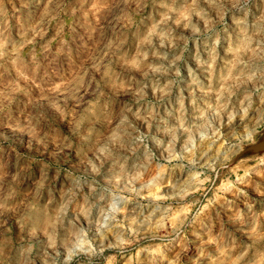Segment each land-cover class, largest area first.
Listing matches in <instances>:
<instances>
[{
  "label": "clouds",
  "instance_id": "obj_1",
  "mask_svg": "<svg viewBox=\"0 0 264 264\" xmlns=\"http://www.w3.org/2000/svg\"><path fill=\"white\" fill-rule=\"evenodd\" d=\"M0 264H264V0H0Z\"/></svg>",
  "mask_w": 264,
  "mask_h": 264
}]
</instances>
